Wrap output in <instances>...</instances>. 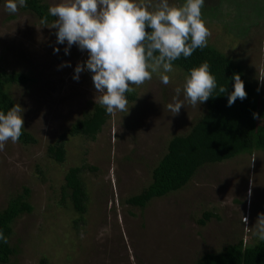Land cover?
<instances>
[{
	"label": "rangeland",
	"instance_id": "obj_1",
	"mask_svg": "<svg viewBox=\"0 0 264 264\" xmlns=\"http://www.w3.org/2000/svg\"><path fill=\"white\" fill-rule=\"evenodd\" d=\"M183 2L169 0L177 7ZM201 17L210 33L207 45L242 65L264 97V0H204ZM64 47L56 43L51 24L43 25L23 7L9 14L0 0V66L31 79L10 92L22 108L24 129L37 140L28 146L9 140L0 151V211L24 189L33 207L13 225L11 245L18 253L9 264H196L228 245L261 241L253 235L256 218L264 213L261 151L205 166L185 188L153 199L144 209L127 203L151 185L171 139L188 134L206 112L205 102H185L175 116L168 111L186 76L175 66L167 85L154 73L131 86L135 99L126 96L129 112H114L95 140L67 136L65 161L51 158L49 148L99 105L91 73L73 79L87 52L73 45L65 55ZM82 166L89 200L84 221L77 224L79 215L63 190L69 170Z\"/></svg>",
	"mask_w": 264,
	"mask_h": 264
},
{
	"label": "clouds",
	"instance_id": "obj_2",
	"mask_svg": "<svg viewBox=\"0 0 264 264\" xmlns=\"http://www.w3.org/2000/svg\"><path fill=\"white\" fill-rule=\"evenodd\" d=\"M203 4L204 0H184L178 7L170 5L169 0H157L155 5L138 0H60L47 11L55 18L51 28L55 29L56 43L65 45V55L73 45L87 52V59L76 64L73 79L78 81L82 72H90L97 93L95 104L111 115L116 111L129 112L125 94L133 90L131 86L144 84L154 73L162 84H169L173 62L181 57L187 59L196 49L207 46L210 33L201 17ZM26 6L27 0H4V10L9 14ZM41 23H47V19ZM62 66L71 65L64 62ZM231 79L229 107L237 99L243 101L247 97L240 75L234 73ZM216 90L224 94L227 86H218L209 64L203 62L190 69L166 107L173 116L178 115L185 102L192 106L202 104L215 97ZM21 109L13 105L6 113L0 111V151L6 142L16 143L22 135ZM252 115L258 118L257 113ZM243 218L247 223V218ZM253 229V235L264 241V213L258 214ZM0 242L7 243L2 231Z\"/></svg>",
	"mask_w": 264,
	"mask_h": 264
},
{
	"label": "trees",
	"instance_id": "obj_3",
	"mask_svg": "<svg viewBox=\"0 0 264 264\" xmlns=\"http://www.w3.org/2000/svg\"><path fill=\"white\" fill-rule=\"evenodd\" d=\"M48 7L42 0H27V6L23 9L36 15L40 22L46 18L47 23L42 24L47 25L55 19L48 15ZM203 12L206 14V9ZM203 62L209 64L218 86H227V92L220 94L218 90L214 91L213 95L216 96L205 102L206 112L190 132L171 139L166 154L153 170L151 185L127 201L132 207L144 209L153 199L182 190L205 166L252 155L256 151L264 152V97L261 88L248 78L242 65L231 61L210 45L196 49L187 59L179 58L173 62V66L187 75L190 69ZM234 73L239 74L244 82L247 97L243 101L237 99L229 107L227 94L232 91L231 77ZM30 81L25 74L8 72L0 66V111L6 113L15 105L10 92L12 86L26 85ZM126 96L130 100L135 99L134 94L126 93ZM253 112L257 113V119L253 118ZM111 115L106 114L100 105H95L91 112L85 113L83 119L71 126L56 145L49 148L50 157L59 163L64 162L66 137L81 136L95 140ZM18 142L28 146L36 144L37 140L22 128ZM84 170L83 166L71 168L65 177L63 190V198L69 199L72 210L79 215L77 224L84 221L89 200L83 179ZM29 196L30 191L24 189L22 194L13 197L6 208L0 211V231L7 237V243L0 242V264H9L11 257L18 253L16 247L11 245L13 225L22 215L33 212ZM212 216L211 213L206 214L205 220L199 223L204 226ZM196 264H264V241L252 246H245L243 242L228 245L220 253H206Z\"/></svg>",
	"mask_w": 264,
	"mask_h": 264
}]
</instances>
